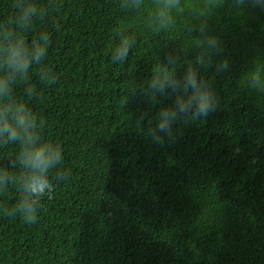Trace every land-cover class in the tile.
Segmentation results:
<instances>
[{
    "label": "trees",
    "instance_id": "1",
    "mask_svg": "<svg viewBox=\"0 0 264 264\" xmlns=\"http://www.w3.org/2000/svg\"><path fill=\"white\" fill-rule=\"evenodd\" d=\"M33 2L45 15L21 35L30 44L47 32V56L13 95L44 120L41 138L62 146L58 171L69 175L57 181L53 171L55 190L41 198L32 225L8 215L18 184L0 192V264H264V97L239 89L238 81L253 56H264V11L209 20L230 61L222 75L203 74L219 107L206 119L178 124L175 141L161 146L132 120L141 110L154 115L159 105L149 108L130 94L167 54L193 57L194 50H182L187 13L175 30L156 33L147 26L156 0L139 7L132 0ZM14 3L0 0V24ZM118 31L135 44L114 63ZM40 67L54 83L39 80ZM26 86L37 95L26 96ZM18 150L0 145V160Z\"/></svg>",
    "mask_w": 264,
    "mask_h": 264
},
{
    "label": "clouds",
    "instance_id": "2",
    "mask_svg": "<svg viewBox=\"0 0 264 264\" xmlns=\"http://www.w3.org/2000/svg\"><path fill=\"white\" fill-rule=\"evenodd\" d=\"M139 7L141 0H132ZM14 13L0 24V145H17L14 158L0 160V192L9 185L18 184L19 199L9 216L19 217L25 224H36L41 198H51L55 190L51 174L57 181L68 178L67 172L58 171L63 163V148L59 143L42 140L40 129L44 120L38 119L28 104L14 98L17 82H27L33 66L46 59L49 34L40 32L30 44L21 35L31 29L34 21L45 15L33 0H15ZM246 9L264 11V0H156L148 20V29L159 33L173 31L177 17L187 13L184 28L188 43L182 45L186 53L194 50L191 59L177 52L167 54L158 70L151 72L148 82L132 87V96H139L149 106L159 105L154 115L141 110L132 114L135 126L145 138L156 145L172 143L178 135V124L186 120L206 119L219 107L216 89L203 75L208 69L222 75L229 71L230 61L223 55L224 42L209 27V20L218 14L239 15ZM195 33V35H193ZM134 38L118 31L113 40L110 57L114 63L124 61L134 47ZM183 64L177 74L176 66ZM41 82H55L52 72L40 67ZM239 89L264 97V56H253L239 78ZM28 97L36 96L31 86L24 88ZM160 98H170L162 103ZM145 122H147L145 126ZM7 161V163H5ZM13 170H16L15 172Z\"/></svg>",
    "mask_w": 264,
    "mask_h": 264
}]
</instances>
